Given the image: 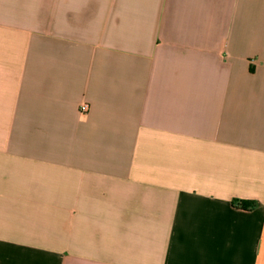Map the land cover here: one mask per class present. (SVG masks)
I'll use <instances>...</instances> for the list:
<instances>
[{
	"label": "crops",
	"instance_id": "0c3cea01",
	"mask_svg": "<svg viewBox=\"0 0 264 264\" xmlns=\"http://www.w3.org/2000/svg\"><path fill=\"white\" fill-rule=\"evenodd\" d=\"M0 264H264V0H0Z\"/></svg>",
	"mask_w": 264,
	"mask_h": 264
},
{
	"label": "trees",
	"instance_id": "16d2710c",
	"mask_svg": "<svg viewBox=\"0 0 264 264\" xmlns=\"http://www.w3.org/2000/svg\"><path fill=\"white\" fill-rule=\"evenodd\" d=\"M241 204L246 207H252L253 205H255V202L254 201H242Z\"/></svg>",
	"mask_w": 264,
	"mask_h": 264
},
{
	"label": "built area",
	"instance_id": "2783aa9c",
	"mask_svg": "<svg viewBox=\"0 0 264 264\" xmlns=\"http://www.w3.org/2000/svg\"><path fill=\"white\" fill-rule=\"evenodd\" d=\"M83 109L87 110L88 109V104H83Z\"/></svg>",
	"mask_w": 264,
	"mask_h": 264
}]
</instances>
